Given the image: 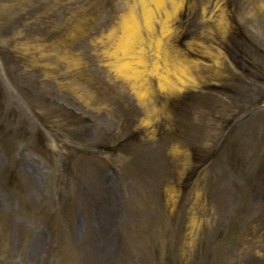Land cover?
Here are the masks:
<instances>
[{
    "label": "rangeland",
    "instance_id": "rangeland-1",
    "mask_svg": "<svg viewBox=\"0 0 264 264\" xmlns=\"http://www.w3.org/2000/svg\"><path fill=\"white\" fill-rule=\"evenodd\" d=\"M0 264H264V0H0Z\"/></svg>",
    "mask_w": 264,
    "mask_h": 264
},
{
    "label": "bare ground",
    "instance_id": "bare-ground-1",
    "mask_svg": "<svg viewBox=\"0 0 264 264\" xmlns=\"http://www.w3.org/2000/svg\"><path fill=\"white\" fill-rule=\"evenodd\" d=\"M131 22H132L131 18H128L127 20H125V19L122 20L121 27H123L124 33L129 34V33L134 32L135 28H134V25L131 24ZM63 48H64L63 46L59 48L61 52L65 51V49H63Z\"/></svg>",
    "mask_w": 264,
    "mask_h": 264
},
{
    "label": "trees",
    "instance_id": "trees-1",
    "mask_svg": "<svg viewBox=\"0 0 264 264\" xmlns=\"http://www.w3.org/2000/svg\"><path fill=\"white\" fill-rule=\"evenodd\" d=\"M136 137H137V135H135V134H132V135H130L126 140L127 141H131L132 139L134 140V139H136ZM119 144L121 145V144H125L124 142H119ZM128 145V144H127Z\"/></svg>",
    "mask_w": 264,
    "mask_h": 264
}]
</instances>
